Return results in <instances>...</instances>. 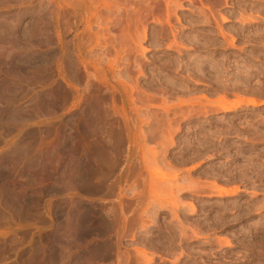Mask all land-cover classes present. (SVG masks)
I'll return each mask as SVG.
<instances>
[{"label":"rangeland","instance_id":"1","mask_svg":"<svg viewBox=\"0 0 264 264\" xmlns=\"http://www.w3.org/2000/svg\"><path fill=\"white\" fill-rule=\"evenodd\" d=\"M149 263L264 264V0H0V264Z\"/></svg>","mask_w":264,"mask_h":264},{"label":"bare ground","instance_id":"2","mask_svg":"<svg viewBox=\"0 0 264 264\" xmlns=\"http://www.w3.org/2000/svg\"><path fill=\"white\" fill-rule=\"evenodd\" d=\"M222 102V101H221ZM220 102V103H221ZM240 102V101H239ZM223 103V102H222ZM253 103H255V102H253ZM248 104H249V102H248ZM238 105V104H237ZM255 105H257V104H255ZM236 106H230V107H226V105H223L222 104V108L224 109V111H228V110H231V109H234ZM236 109V108H235ZM222 110V109H221ZM237 191L236 190H234V191H230V190H226V189H223V188H220L219 190H218V194L220 195V197L221 196H227V195H231V194H235ZM217 195V194H216ZM227 244H229V243H227ZM227 244H226V246H227ZM230 245H228V247H229ZM149 260V259H148ZM149 261H151V260H149ZM150 264V263H149Z\"/></svg>","mask_w":264,"mask_h":264}]
</instances>
